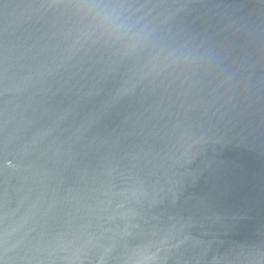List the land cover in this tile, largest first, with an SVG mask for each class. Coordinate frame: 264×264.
Segmentation results:
<instances>
[{
  "label": "water",
  "instance_id": "1",
  "mask_svg": "<svg viewBox=\"0 0 264 264\" xmlns=\"http://www.w3.org/2000/svg\"><path fill=\"white\" fill-rule=\"evenodd\" d=\"M108 2L0 0V264H264V0Z\"/></svg>",
  "mask_w": 264,
  "mask_h": 264
},
{
  "label": "clouds",
  "instance_id": "2",
  "mask_svg": "<svg viewBox=\"0 0 264 264\" xmlns=\"http://www.w3.org/2000/svg\"><path fill=\"white\" fill-rule=\"evenodd\" d=\"M86 10L95 31L130 51L143 47L150 39L149 36L134 31L120 9L108 0H87ZM169 55L179 59L182 54L169 53Z\"/></svg>",
  "mask_w": 264,
  "mask_h": 264
}]
</instances>
